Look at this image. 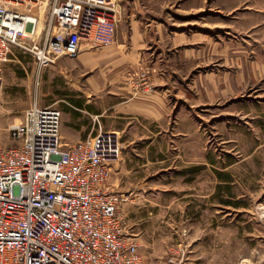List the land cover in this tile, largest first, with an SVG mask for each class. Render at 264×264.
<instances>
[{
    "label": "rangeland",
    "instance_id": "obj_1",
    "mask_svg": "<svg viewBox=\"0 0 264 264\" xmlns=\"http://www.w3.org/2000/svg\"><path fill=\"white\" fill-rule=\"evenodd\" d=\"M201 3L203 12L176 20L204 19L209 41L168 62L170 89L154 82L162 69L153 63L129 80L135 96L166 95L156 98L157 118L113 113L111 74L81 58L112 45L46 67L15 46L1 64L0 147L16 144L11 131L34 104L61 112L64 144L100 130L120 135L124 167L110 188L131 194L121 212L137 236L142 264L264 260V0ZM41 6L32 10L34 19ZM53 27L46 6L40 34L22 42L42 46Z\"/></svg>",
    "mask_w": 264,
    "mask_h": 264
},
{
    "label": "built area",
    "instance_id": "obj_2",
    "mask_svg": "<svg viewBox=\"0 0 264 264\" xmlns=\"http://www.w3.org/2000/svg\"><path fill=\"white\" fill-rule=\"evenodd\" d=\"M44 3L53 31L42 46L25 45L32 10ZM117 7L115 0H0V90L1 64L15 46L46 67L112 45ZM60 126V111L34 104L11 131L16 144L0 147V264H142L121 212L126 199L109 184L120 135L100 130L64 144Z\"/></svg>",
    "mask_w": 264,
    "mask_h": 264
},
{
    "label": "crops",
    "instance_id": "obj_3",
    "mask_svg": "<svg viewBox=\"0 0 264 264\" xmlns=\"http://www.w3.org/2000/svg\"><path fill=\"white\" fill-rule=\"evenodd\" d=\"M119 2L121 11L112 46L84 54L81 58L87 59L92 64L91 68L98 67V63L104 64L106 72L111 74L113 90L112 96L107 98L113 99L110 106L113 113L129 119H151L153 116L157 118V109L160 106L157 99L160 100L161 97L167 100L166 95L162 97L158 94L159 98L157 95L135 96L132 94L133 83H129V80L133 79L131 75L135 69L153 63L152 67L162 69L154 82L163 84L164 91L170 89L167 78L170 69L168 62L174 61L175 58L178 60L179 57L185 58L186 53L193 50V47H204L210 38L209 24L206 23V29L203 27L204 19L186 23L185 20L178 22L176 18L186 16L185 13L203 12V3L201 0H137L133 4H128L125 0ZM182 13L184 15H181ZM191 27L201 29L191 32L186 30ZM198 52L201 53L199 50ZM123 155L113 165L110 179L115 177L116 172L122 171ZM140 184V187H143L144 183ZM114 192L120 194L118 190ZM129 193L127 191V196H123L126 201L130 198Z\"/></svg>",
    "mask_w": 264,
    "mask_h": 264
},
{
    "label": "bare ground",
    "instance_id": "obj_4",
    "mask_svg": "<svg viewBox=\"0 0 264 264\" xmlns=\"http://www.w3.org/2000/svg\"><path fill=\"white\" fill-rule=\"evenodd\" d=\"M45 8H46V4L44 3L42 6H41V15H40V19H32V23L33 25L31 24L29 30H26L25 31V34L23 35V37H28L30 35L32 36H37L40 34V31H41V28H42V25H43V18H44V11H45ZM36 18V17H35Z\"/></svg>",
    "mask_w": 264,
    "mask_h": 264
}]
</instances>
